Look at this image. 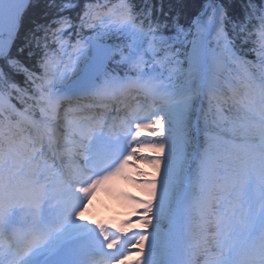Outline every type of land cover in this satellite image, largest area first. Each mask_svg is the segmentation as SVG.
<instances>
[{
  "label": "snow or ice",
  "instance_id": "6c2138e0",
  "mask_svg": "<svg viewBox=\"0 0 264 264\" xmlns=\"http://www.w3.org/2000/svg\"><path fill=\"white\" fill-rule=\"evenodd\" d=\"M41 2L0 0V264H264V0ZM134 157L122 242L84 213Z\"/></svg>",
  "mask_w": 264,
  "mask_h": 264
},
{
  "label": "trees",
  "instance_id": "16d2710c",
  "mask_svg": "<svg viewBox=\"0 0 264 264\" xmlns=\"http://www.w3.org/2000/svg\"><path fill=\"white\" fill-rule=\"evenodd\" d=\"M163 3L164 12L166 13H180L182 18L187 21L198 9L199 0H153V3L156 7L160 6V3ZM83 3H81V8ZM226 7L228 8L229 14L232 16H240L243 14V4L241 0H226ZM73 18H75L76 13H72ZM45 23L44 16V5L43 0L39 7L34 9L29 18L25 21V29L32 27L33 23ZM16 81L20 82L23 85V78L16 77Z\"/></svg>",
  "mask_w": 264,
  "mask_h": 264
},
{
  "label": "bare ground",
  "instance_id": "6f19581e",
  "mask_svg": "<svg viewBox=\"0 0 264 264\" xmlns=\"http://www.w3.org/2000/svg\"><path fill=\"white\" fill-rule=\"evenodd\" d=\"M121 192L122 190L118 189V191H116L114 187H111L110 189L109 188L101 189L100 193L97 196L92 198V202L88 206V210L86 212H90V214L87 215V213L85 212L84 216L87 219H91L94 223H96L97 217L101 215L102 219H100L98 223H100L101 221H107L109 224H111L114 227L116 225L125 226V220L122 218V215L120 214L121 210L119 211L120 213L118 212L119 214L117 213L116 210H113L111 213L105 211V207L110 206V203L114 204L113 207H116L117 205H119V207H123V205L130 203V202H127L129 199L128 196H126L124 200L119 198V196H121L120 194ZM137 194L143 195L142 191L140 190H137ZM109 199L111 200V202H108ZM128 227H129V234H128L129 238L130 237L133 238V233L137 231L138 229H134L130 226ZM131 231H134V232H131ZM139 231H144V230L139 229ZM147 231L151 232V228L147 229ZM132 248H135V247L134 246L129 247L128 251H130V249Z\"/></svg>",
  "mask_w": 264,
  "mask_h": 264
},
{
  "label": "rangeland",
  "instance_id": "374dc122",
  "mask_svg": "<svg viewBox=\"0 0 264 264\" xmlns=\"http://www.w3.org/2000/svg\"><path fill=\"white\" fill-rule=\"evenodd\" d=\"M145 169H147L148 172H149V171L153 170V167H152L150 164H147V163H146ZM153 171H154V170H153ZM114 179H115V178H114ZM117 179L119 180V182H122V181H123L121 178H117ZM139 188H140L142 191H144L143 188H142V185H139ZM144 193H146V192L144 191Z\"/></svg>",
  "mask_w": 264,
  "mask_h": 264
}]
</instances>
